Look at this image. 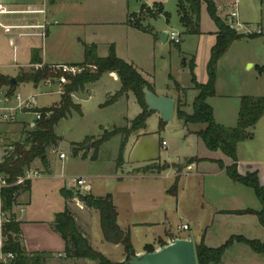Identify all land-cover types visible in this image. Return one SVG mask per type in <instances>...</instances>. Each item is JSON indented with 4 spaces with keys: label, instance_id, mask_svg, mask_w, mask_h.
Instances as JSON below:
<instances>
[{
    "label": "rangeland",
    "instance_id": "1",
    "mask_svg": "<svg viewBox=\"0 0 264 264\" xmlns=\"http://www.w3.org/2000/svg\"><path fill=\"white\" fill-rule=\"evenodd\" d=\"M125 1L129 4L130 14L135 13L130 17L133 20L146 17L141 20V23L151 32H141L119 24L101 25L96 29L100 42L98 44L99 52L103 55L106 54L105 43H112L118 57L132 62L143 73L151 77L157 95H162L163 92L173 93V91H176V85L186 89L185 99L189 104L188 111H190V105L197 93L193 89L192 76L198 84H205L209 79L210 51L216 42V32L218 30L216 22L210 16L205 5H202L197 26L198 31L186 34L176 12L177 0ZM154 3H161L166 15L160 14L156 17H149L148 11L151 14L157 12L152 7ZM143 5L149 6L148 9L150 10L139 11ZM237 11L241 22L249 24L253 28L258 27L262 33L261 35H242L243 37L234 40L216 61L214 94L206 99V103L212 108L213 116L221 120L224 116L235 112L236 107L238 108V96H264V0H237ZM216 16L223 23V12H216ZM163 31H174L179 35L180 42L178 44L169 40L161 42L158 32ZM78 60L75 59V61ZM21 69L29 71L30 67L24 66ZM14 70L10 69L9 73H13L11 71ZM119 87L118 80L114 79L112 75L104 73L101 79L91 87L90 98L87 93L81 95L83 99L80 102L82 114L79 115L73 112L57 123L54 132L59 141L56 146H51L46 151L47 159L52 164L54 174H62V177L66 179L77 176L88 177L91 185L88 194L93 193L100 196L107 193L111 194L119 212L117 224L129 230L131 244L135 250H140L144 244L152 242L159 247V240L164 243L169 241V238L166 237L169 232L177 237L190 235L196 238L197 228L194 227V224H202L206 220V214L202 215L203 219L200 216L198 217V214L195 215L193 212L194 199L191 198L190 200V194L195 190L191 187L192 184H195L198 180V184L201 185V177L191 176L188 174L190 171L182 174L180 184L181 189H185V199L179 203L178 213H175L170 211L172 198L169 196L171 195L165 197V201H161L160 205V207H163L161 211L166 212L165 219L158 218L156 211L147 212L148 204L146 203L151 197L153 199V195L156 198V195L164 186L169 188L172 184L171 179L165 177L152 178L148 175L149 173L142 175L140 174L142 172H137V169H134L145 164L158 152L165 158L167 152L174 151L171 158H175V164L177 165L183 164L185 159L191 158L186 156L187 154L199 156L203 154L196 146L190 148L183 139V126L175 115L174 119L167 123L165 129V126H163L161 131H158V124L161 123L160 117L158 116L159 122L156 121L154 116L150 117L148 120V134L136 143H134V140L128 142L123 153L125 164L122 169H120L122 165L119 168L117 167L120 144L118 135L103 143L96 159H91L92 149L90 145L93 140L111 132L114 127H125L124 117L134 118L136 116V104L132 100L118 98L114 103L104 106L108 99L105 96L106 93L111 92V95H113ZM2 90L7 91V87H2ZM44 91H46V87L43 85L34 87L31 83H21L14 93L19 95L21 100H25L30 95H36L39 108L56 106L60 95L56 93L40 94ZM15 113L16 121L34 120V115L31 113L24 114L20 110H16ZM188 126L190 129L203 127L198 124ZM26 129L30 130L28 126H26ZM259 129L255 135V141L264 139V132ZM136 134L137 132L134 133V135ZM24 140L25 138L13 142V145L24 143ZM87 141L89 142L85 144ZM160 141H165L166 145L161 146ZM73 146L78 152H86V157L82 158L81 154L73 155ZM59 153H63L65 158L59 159ZM168 160L157 161L149 165L165 164ZM34 162L42 167L39 160ZM33 168L31 167L30 172L36 171ZM193 171L191 170V172ZM176 174H178L177 171ZM51 188L53 191L51 195L49 194V184L41 191L38 188L39 191L37 190L32 196L29 209H35V211L38 210L41 213L55 199H59L54 184L51 185ZM69 192L72 193V191ZM75 193L77 191H73V200L77 198ZM49 197L51 198L49 199ZM83 209L80 210L76 204L71 205L74 219L81 231L87 235L91 246L112 262L123 261V247L103 240L98 211L95 210L94 215L91 210ZM154 219L157 222L156 224L146 223L152 222ZM183 224H186L187 229L181 228ZM159 236L161 238H158ZM40 259L44 264L49 263L47 257L40 256ZM82 262H69V264L87 263L85 260ZM91 264H97V262L91 261Z\"/></svg>",
    "mask_w": 264,
    "mask_h": 264
},
{
    "label": "crops",
    "instance_id": "2",
    "mask_svg": "<svg viewBox=\"0 0 264 264\" xmlns=\"http://www.w3.org/2000/svg\"><path fill=\"white\" fill-rule=\"evenodd\" d=\"M0 3L7 11H12L3 14L1 17L2 23L9 27L7 29L0 28V75L7 76L9 78H15L22 67L29 65L31 52L35 49L38 50L41 63L46 65L79 64L84 60L85 48L87 46H93L98 57H105L108 53V47L113 44L108 42L105 43L106 54H101L98 49V44L100 42L96 29L99 26L106 24H119L121 26L131 27L126 23L127 16L130 15V10L128 2L125 0H0ZM153 5L159 6L164 12L163 5L161 3H154ZM139 11H141V8ZM36 25H42L43 28L31 27ZM75 59L79 60L75 61ZM125 62L131 64L151 85L153 91L155 92L154 85L150 79L151 77L148 74L143 73V71H141L132 62ZM10 69L15 70L11 71L13 73L10 74ZM105 73L110 76L112 75L114 79L118 80L115 73ZM101 77L96 82L85 84L82 90L73 92L71 96L72 101L79 104L81 108L80 102L83 100L81 95L87 93L90 98L91 87L94 86V84H96ZM33 86L38 87L40 84ZM40 94L47 93L44 91ZM162 95L171 97L174 101L180 98L183 103L182 109L185 111L187 110L186 113L188 114L192 112L191 105L190 111H188L189 104L187 103L185 96L181 98V94L177 90L173 91V93L163 92ZM105 96L106 98H109V96H111V92H107ZM242 96L243 95L238 96L239 102ZM120 98H125L126 100H132L135 102L137 111L136 115L141 111V108L132 93L129 92ZM58 101L56 102L57 104ZM48 107L49 106L42 108ZM238 109L239 104L238 108L236 107L235 112L224 116L222 120L213 116L215 122L227 127L235 126ZM151 116H154L156 121L159 122V114L152 113L146 121V129L137 132L136 135L132 134L127 140L124 151L126 150L130 140H134V143H136L140 140V138L148 134V120ZM132 119L133 118L124 117L125 125L129 126V122ZM178 121L181 122L183 126V139L187 142L189 147L192 148L196 146V148L203 153L200 156L194 154H187L186 156L196 157L201 160L190 164L179 173L177 191L174 196H169L167 193L168 188L166 186L158 192L156 198H154L155 195H153V199L151 197V199L146 203L149 205H147L146 208L148 210L147 212L156 211V216L158 218L166 219V212L161 211L163 207H160V205L161 201L164 202L165 197L169 196L172 198L170 211L178 213L179 203L185 199V189H181L180 178L184 172L190 171L187 173L191 176L201 177V185L198 184L197 180L195 184H192L191 186L195 188V190L190 194V200L191 198L194 199L193 212L195 215L198 214V217L200 216L202 219L204 218L202 215L206 214V220H204L202 224H194V227L197 228L196 238L190 235H183V237L178 236L179 238H187L191 240L194 246L203 240L204 244L209 248L220 247L232 236H241L249 240H258L264 243V226L259 223L257 217L254 214L235 213L236 211H244L246 209L255 211L260 210L261 206L253 189L231 181L225 173V169L219 168L216 163L217 160L222 161L225 167L230 165L231 161L229 158L223 156L219 151L210 152L205 148L200 139L195 135V132L200 128L190 129L188 125L185 126L182 121ZM6 126L7 128H5ZM26 126H28L30 130L26 129ZM166 126L167 124L164 129ZM34 127L35 123L33 120L28 119H23L21 121L15 120L12 123H0V161L3 160L9 149L12 148L13 142L25 138L24 143L22 144H26L28 133L32 131ZM258 129L264 132V115L255 124L252 130V138L237 144L236 164L239 174L244 175L248 172H256L260 184L264 185V139L255 141V135L258 132ZM83 153L87 155L86 152H78L76 155H82ZM173 154L174 151H170L169 153L167 152L166 157L163 158L161 153L158 152V154L151 157L147 162H145V164H142L134 169H139L151 163L157 161L162 162L169 159L165 164L161 163V165H157L159 167L162 165L165 166L159 173L140 174H148L152 176V178L165 177L171 179L173 183L174 178L177 175L175 168L172 167V164L176 163L175 158H171ZM47 160L49 164L47 172H45L43 167H40L39 165H36V162H33L31 167L36 169V171H34L36 174L29 175L31 183L30 190L29 192H24L17 196L16 205L12 209L15 219L19 222L22 247L29 255L33 254L47 257V260L49 261L48 264H69V262L78 263L83 260L87 262L86 264H91V260L89 261L88 259L66 258L64 253L65 242L52 228L55 215L58 212H61L65 206H67L73 214L71 205L75 204V200H73L72 197L64 199L61 194V190L75 191V188L71 185V180L75 177L66 179L62 177V174L55 175L51 162L49 159ZM124 164L125 160L120 169L124 167ZM191 170L194 171L191 172ZM187 173H185V175H187ZM86 178L89 179L88 177ZM0 179H2L1 175ZM48 184L49 194L51 195L53 193L51 185L54 184V189L59 194V199H55L53 203L51 202L52 204L41 213L38 210L35 211V209H29L34 193L38 190V188L40 191L43 190ZM91 194L94 196H100L93 193ZM50 198L51 197H49V199ZM115 207L117 210L118 222L119 212L116 205ZM83 208L91 210V212L95 215L94 209L87 208L85 206ZM83 208H80V210H84ZM3 221L4 216L0 212V225ZM146 223L156 224L157 222H155L154 219L152 222ZM164 223L165 220L162 224L164 225ZM168 235H171L174 238L177 237L171 232H169ZM166 237L168 236L166 235ZM158 238H161V236ZM1 245L2 237L0 232V246ZM145 245H152L153 247L158 248L157 245L152 242L144 244L140 250L134 249V253L136 255L143 253ZM220 264H264V253H256L246 244L233 242L232 245L224 251Z\"/></svg>",
    "mask_w": 264,
    "mask_h": 264
},
{
    "label": "trees",
    "instance_id": "3",
    "mask_svg": "<svg viewBox=\"0 0 264 264\" xmlns=\"http://www.w3.org/2000/svg\"><path fill=\"white\" fill-rule=\"evenodd\" d=\"M205 5L210 16L217 24L216 42L210 51V61L208 64L209 79L205 84H198L192 76L193 89L196 95L192 101V112L186 113L182 107L181 99L175 101V116L181 120L183 125L198 124L203 127L195 132V135L201 140L205 148L210 152L219 151L223 156L230 159L231 163L224 166L222 161L217 160L219 168H224L225 173L235 183H240L253 189L255 196L260 203V210L255 211L246 209L244 211H236L237 214H254L259 223L264 226V185H261L256 172H248L244 175L237 171L236 148L239 142L252 138V130L257 121L264 115V96H242L239 102L236 125L227 127L215 122L212 108L206 103V99L214 94V70L216 61L226 51L228 46L236 39L243 37L240 34L230 30L220 22L216 16V11L212 0H177V13L180 22L186 34L196 33L200 8ZM149 6L141 7V10L148 11ZM156 9L155 13L148 11L149 17H156L160 14L166 15L159 6H152ZM133 14L127 16L126 23L142 32H151L145 28L140 18H131ZM41 63L38 50L31 52L29 65ZM78 66H91L94 69H84L80 74L69 76V82L63 86L64 94L60 96L58 104L53 107L41 108L38 111H50L48 118L41 117L35 122V128L28 133L26 144L15 143L9 155H5L0 161V175L4 181V186L0 187V212L4 216V221L0 225L2 237L1 250L3 252H11L15 258L9 264H44L40 256L27 254L21 244V233L19 222L12 213L13 207L16 205V198L19 194L29 192L30 179L25 178L22 182L17 183L19 178H24L26 172L30 170L35 160H39L45 172L48 171L49 164L46 151L51 146H56L59 138L54 132L57 123L70 116L73 112L81 115L80 105L74 103L70 94L82 90L85 84L96 82L103 73L113 72L117 75L120 82V88L111 95L104 106L114 103L121 96L132 93L141 108V111L129 122V126L114 127L111 132L105 133L100 138L93 140L90 148L92 149L91 159H96L100 146L107 142L111 137L119 135V155L117 167L123 163V153L128 138L141 130L146 129V121L152 112L146 110L143 100L142 88L147 86L151 91L153 88L142 77V75L129 63L121 60L116 56L113 45L108 47V53L105 57H98L93 46L85 48L84 60ZM56 76L53 74L50 66L45 65L42 69L24 71L20 69L15 77V84L9 82V77L0 75V89L7 87V94L12 95L17 86L21 83H31L38 85L42 80ZM176 90L181 94V98L185 96L186 89L176 85ZM165 123L161 121L158 124V131H161ZM89 139V138H88ZM91 139V138H90ZM89 141L85 142L87 144ZM75 146V145H74ZM72 147V154L76 155L78 150ZM86 154H82L85 158ZM201 159L196 157L187 158L183 164L172 165L176 169L177 175L172 185L168 188L167 193L174 196L177 191L179 173L194 162ZM162 166L146 165L137 169L142 173H159L164 169ZM64 199L73 197V192L61 190ZM76 197L87 208L94 209L99 213V226L102 238L105 242L123 247L124 260L121 262H112L106 258L101 252L95 250L89 243L85 233L77 225L70 209L65 206L61 212H58L53 221L52 228L57 232L65 242V257L73 259H88L96 261L97 264H127L126 261L134 255V249L130 240L128 229H122L117 224V210L113 203L112 195L105 194L103 196H94L92 194H78ZM169 239L174 238L167 235ZM233 242L246 244L256 253H264V243L258 240H249L241 236L230 237L223 245L218 248L207 247L203 240L194 246V253L197 264H220L224 251L232 245ZM159 245H163L162 240L158 241ZM152 245H145L144 251H153Z\"/></svg>",
    "mask_w": 264,
    "mask_h": 264
},
{
    "label": "built area",
    "instance_id": "4",
    "mask_svg": "<svg viewBox=\"0 0 264 264\" xmlns=\"http://www.w3.org/2000/svg\"><path fill=\"white\" fill-rule=\"evenodd\" d=\"M216 12L224 14L223 16V23L226 27H228L230 30L236 32L240 35L250 36V35H259L261 34V30L256 27L253 28L249 24H245L241 22L238 18V11H237V0H212ZM12 12L7 11L3 5L0 3V28H8L9 26H6L2 23L1 17L3 14ZM31 27H40L43 28V26H31ZM179 35L175 33L174 31L168 32L167 40L178 44L180 42ZM46 64L44 63H38L33 65H28L30 69L38 70L42 69ZM50 66V69L53 74H56V76L48 77L44 80H42L39 84L46 87V93H56L58 95H63L64 90L63 86L66 85L69 80V76H75L77 74H80L84 69L91 68L94 69V67L91 66H78L74 64H52L48 65ZM72 96V93L70 94ZM39 108L37 106V100L36 95H30L25 100H21L19 95L13 94L8 95L6 91H3L0 89V123H12L15 121V111L20 110V112L24 114L31 113L34 115L33 122L40 120L41 117L48 118L51 114L50 111H44L40 112L38 111ZM162 146L166 145L165 141L161 142ZM12 151V148L9 149L6 155H9ZM59 159H64L65 155L63 153L58 154ZM35 172H26L24 178H19L17 180V183H20L23 181V179L29 178V175H35ZM4 181L0 179V187L4 186ZM71 185L73 188H75V191H77L78 194H88L91 190V185L89 179L86 177H75L71 180ZM86 192H82V191ZM75 204L79 208H83V203L79 201L78 198L75 199ZM182 229H187L186 225L181 226ZM15 258V255L11 252H3L1 250L0 246V264H9L13 259Z\"/></svg>",
    "mask_w": 264,
    "mask_h": 264
},
{
    "label": "water",
    "instance_id": "5",
    "mask_svg": "<svg viewBox=\"0 0 264 264\" xmlns=\"http://www.w3.org/2000/svg\"><path fill=\"white\" fill-rule=\"evenodd\" d=\"M168 32H158L161 42L167 41ZM9 82L15 84V78L11 77ZM143 100L146 110L158 113L163 123L167 124L174 118L175 101L168 96L157 95L147 86L142 88ZM127 264H197L194 245L187 238H171L163 245L153 251H144L139 255H132L126 261Z\"/></svg>",
    "mask_w": 264,
    "mask_h": 264
}]
</instances>
